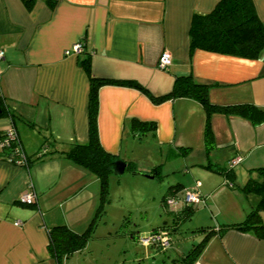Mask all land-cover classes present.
I'll list each match as a JSON object with an SVG mask.
<instances>
[{"label":"crops","instance_id":"obj_1","mask_svg":"<svg viewBox=\"0 0 264 264\" xmlns=\"http://www.w3.org/2000/svg\"><path fill=\"white\" fill-rule=\"evenodd\" d=\"M218 1L35 0L28 7L24 0H0V48L4 50L0 105L15 115V120L12 114L0 115V131L14 127L32 158L44 144L49 150H65L75 141L89 139L90 76L132 79L143 87L112 82L98 89V132L107 150L150 172L161 164L151 155L145 161L140 158L144 152L156 154L153 145L161 152L174 148L173 154L184 158L193 149L182 154L179 146H199L202 155L194 158L191 154V163L185 161L187 167L208 161L229 165L239 156L241 160L234 165L236 182L245 183L250 169L264 164V121L214 113L215 145L207 151L206 112L198 99L154 100L172 90L177 75L192 73L195 79L211 84L209 95L215 102L249 101L264 107V49L257 57H247L190 47L194 13L209 12ZM254 1L264 19V0ZM80 39L84 50L66 53ZM163 50L173 56L167 68L159 65ZM85 56H90V72L82 63ZM135 120L154 126L146 124L144 133L136 130ZM209 169L199 171L210 186L202 190L197 180L199 186L196 182L192 187H198L205 202L211 196L212 204L229 209L238 205L239 198L250 205L259 200L258 194L245 199L234 187L222 186L221 176H210L214 172ZM239 174L244 175L242 181ZM113 175L118 174H110V179ZM31 182L37 200L26 203L21 194ZM219 193L225 197L218 204L214 197ZM99 194L97 175L63 153L47 154L29 165L0 155V264H55L48 248V227L66 223L85 229ZM242 211L234 213L236 217L233 213L224 216L228 222L240 221L246 215L244 205ZM261 214L264 220V210ZM77 252L83 249L73 253L79 262ZM72 259L66 263L73 264ZM195 262L264 264V236L252 228L218 230Z\"/></svg>","mask_w":264,"mask_h":264},{"label":"trees","instance_id":"obj_2","mask_svg":"<svg viewBox=\"0 0 264 264\" xmlns=\"http://www.w3.org/2000/svg\"><path fill=\"white\" fill-rule=\"evenodd\" d=\"M28 7H32L35 0H24ZM190 47L205 48L209 50L238 54L247 57H257L264 49V19L260 16L254 0H219L215 7L206 13L196 12L193 15L190 28ZM86 70L90 72V56H85L82 59ZM120 82L129 85L143 87L140 82L132 79H110L103 77L90 76V93H89V128L90 135L87 141H75L65 150L52 148L45 151H39L36 157L29 156L28 160L23 164H31L35 160L54 153H63L70 157L78 164L93 171L100 182L99 202L93 213L88 226L83 230H77L66 223L53 224L48 227L49 243L48 248L50 254L55 260V264H63L65 257H69L73 252L85 248L87 241L95 230L96 224L100 218H104L107 205L111 200L110 197V174L114 173L112 168L119 156L107 150L102 144L98 132V89L102 84ZM211 84L195 79L192 73L179 74L175 78L172 90L159 97H154V100H162L167 97L175 96H190L198 99L205 108L206 122L204 130V140L206 150L209 151L215 145L214 130L212 127V116L216 112L226 114H238L250 119L254 123L264 121V107L253 102H237V103H219L210 98L209 88ZM1 104V103H0ZM0 115L12 114L15 120V115L12 110L0 105ZM146 124L151 127L153 122L135 120L134 127L146 132L144 128ZM4 130L0 131V135ZM19 135V134H18ZM20 139V137H19ZM192 146H179L180 153L188 154L192 150ZM1 156L10 158L16 161L19 158L17 148L7 147L1 148ZM235 158V157H234ZM233 159V158H232ZM231 159V160H232ZM231 160L229 165L218 164L208 161L203 165L219 171L225 176V182L237 189L245 198L251 193L259 195V200L254 205H250L247 200H244V208L246 210L245 217L236 222H223L219 224V228L215 226H201L197 230L204 233L202 239L195 243L186 253L174 259L173 264H192L197 260L203 252L210 237L216 231H221L228 227H237L239 229H254L260 235L264 236V220L262 210H264V164L252 167L250 174L245 183L238 184L236 182V171ZM241 160V159H240ZM238 163V162H237ZM160 165H157L153 171L160 174ZM137 169L134 162L129 161L127 170L132 171ZM182 188V182L171 184L168 187L167 193L163 195L162 202L167 206L172 215V224H163L156 227L153 231L165 230L168 227L173 229L179 228L181 222L189 218L195 211L196 204L186 203L180 209L173 210L167 205V197L169 195H178L186 189ZM204 196V195H203ZM246 199V198H245ZM201 202H205L204 200ZM200 203V202H199ZM152 231V232H153Z\"/></svg>","mask_w":264,"mask_h":264},{"label":"rangeland","instance_id":"obj_3","mask_svg":"<svg viewBox=\"0 0 264 264\" xmlns=\"http://www.w3.org/2000/svg\"><path fill=\"white\" fill-rule=\"evenodd\" d=\"M147 144L150 145L148 142ZM153 148L156 154L144 152L140 159L145 161L148 155L156 157L157 163L161 164L160 174L156 177H149L129 170L120 175H113L110 179L111 200L107 205L104 218L98 220L83 253L77 252L79 262H76V255L73 252V255L64 258L63 264H68L66 262H70L71 258H73V264H84L87 260L91 264H173L174 259L186 253L202 239L204 233L197 230L199 227H217L218 224L228 222L224 215L233 213L236 217L234 213L237 215L243 213L244 200L242 198L238 199V205L226 209L224 206L219 208L216 204H212L211 196H209L207 202L196 204L193 214L184 219L179 228L168 227L164 230L172 238V243L168 247L162 248L151 241L147 242L144 237L149 236L156 227L173 223L170 209L162 202L169 185L180 180L182 188L179 190H182L192 188L197 180H201L202 190L210 186L201 178V171H199L200 168L209 169L208 167L197 164L187 167L185 164L187 160L189 164L191 163L189 160L193 158L191 154L194 153V158L202 155L199 146H193V153L190 152L191 154L186 158L174 155V148L170 152L167 147L163 152L154 145ZM140 169L143 168L139 167ZM209 170L214 172L209 173L212 174L210 176L215 178H219L218 175L221 176L222 186L230 187L224 181L222 173L212 168ZM243 176L240 177L239 174L241 181ZM209 184H214V181L211 180ZM212 193L213 191L210 195ZM224 197L225 195L222 196L219 193L214 200L219 204L220 201H224Z\"/></svg>","mask_w":264,"mask_h":264},{"label":"built area","instance_id":"obj_4","mask_svg":"<svg viewBox=\"0 0 264 264\" xmlns=\"http://www.w3.org/2000/svg\"><path fill=\"white\" fill-rule=\"evenodd\" d=\"M84 41L82 39L76 41L72 47L66 50V53L70 52H82L84 50ZM4 57V50L0 48V59ZM172 53L169 50H163L159 57V65L162 68H167L172 63ZM16 147L19 158L16 161L19 163H26L28 160L27 154L22 148L21 141L19 139V135L17 130L14 127H9L2 135H0V148H9ZM48 149V145L44 144L41 151H45ZM10 158H13L12 155ZM240 157L237 156L231 160L232 164H235L240 161ZM200 182H197V186H199ZM21 200L26 203H34L37 200V192L33 186V183H30V187L27 191L21 194ZM204 200V196L198 187L194 189H186L180 192L178 195H169L167 197V205L173 209L178 210L186 203H199ZM17 224H20L21 221H16ZM144 239L148 242L151 241L154 244L160 245L162 248L168 247L172 243V238L168 232H164V230L153 231L149 236H145ZM192 264H198V262H193Z\"/></svg>","mask_w":264,"mask_h":264},{"label":"water","instance_id":"obj_5","mask_svg":"<svg viewBox=\"0 0 264 264\" xmlns=\"http://www.w3.org/2000/svg\"><path fill=\"white\" fill-rule=\"evenodd\" d=\"M1 110V107H0ZM127 166H128V161L124 158H118L115 161V164L112 168L113 172L120 175L125 173V171L127 170ZM133 173H140V174H145L149 177H156L157 176V172L156 171H143V170H139V169H133L132 170Z\"/></svg>","mask_w":264,"mask_h":264}]
</instances>
